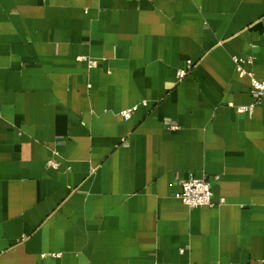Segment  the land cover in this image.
<instances>
[{
	"label": "crops",
	"instance_id": "obj_1",
	"mask_svg": "<svg viewBox=\"0 0 264 264\" xmlns=\"http://www.w3.org/2000/svg\"><path fill=\"white\" fill-rule=\"evenodd\" d=\"M238 65L264 80V0H0V264H264Z\"/></svg>",
	"mask_w": 264,
	"mask_h": 264
},
{
	"label": "built area",
	"instance_id": "obj_2",
	"mask_svg": "<svg viewBox=\"0 0 264 264\" xmlns=\"http://www.w3.org/2000/svg\"><path fill=\"white\" fill-rule=\"evenodd\" d=\"M235 61L239 62L241 59L236 58ZM93 64L94 62L91 63V65ZM237 72L240 77L249 76L251 78L250 94L254 98L256 104H262L264 102V80L254 78L253 74L247 72L241 65L237 66ZM186 73L187 72L180 70L177 76L179 79H182L186 76ZM143 105H146V102H143ZM133 111L134 109L123 111L120 116L124 120H129ZM245 111H247L245 108L239 110L240 113ZM176 198L180 199L190 209L212 207L214 206L212 183L208 179L190 177L182 183V189L176 194Z\"/></svg>",
	"mask_w": 264,
	"mask_h": 264
}]
</instances>
